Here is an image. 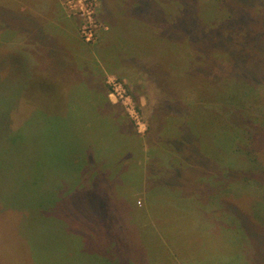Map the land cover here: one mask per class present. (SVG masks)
<instances>
[{"label":"rangeland","instance_id":"obj_1","mask_svg":"<svg viewBox=\"0 0 264 264\" xmlns=\"http://www.w3.org/2000/svg\"><path fill=\"white\" fill-rule=\"evenodd\" d=\"M0 264H264V0H0Z\"/></svg>","mask_w":264,"mask_h":264},{"label":"trees","instance_id":"obj_2","mask_svg":"<svg viewBox=\"0 0 264 264\" xmlns=\"http://www.w3.org/2000/svg\"><path fill=\"white\" fill-rule=\"evenodd\" d=\"M204 9H205V8H204ZM197 10H198V7H197ZM196 12L199 13V11H196ZM209 12H211V11H209V10L207 9V11L205 12V14H206V15H209ZM199 16H200V15H199ZM202 16H203V15H202ZM189 17H190L189 20H187V18H184V25H185V26H184L183 29H182V32H183V33H186V35H187V33L189 34V36H187L188 38H186V40L190 38V34L193 35L195 39H196L197 37H200V36L203 35V30H202V28H201V24L198 25L199 22L195 23V21H196L199 17H198V16H195V17L189 16ZM179 26H181V24H180ZM206 27L208 28L209 25H207ZM175 31L178 33V29H176ZM175 31H172V34H174ZM171 40H172V39H171ZM172 41H173V40H172ZM222 42H223V43H226V45H225V44H221V46L226 47V49L224 50L223 55L227 53V57H228L229 59L232 60L233 57H232L231 54H233V53L236 52V51H235V49L237 48V46H236V42H234V41H228V42H227L226 39H222ZM255 42H257V41H255ZM187 44H189V43H187ZM246 56H247V55H246ZM21 57H22V59L24 58V56H23L22 54H21ZM162 61H163V63L165 62L164 60H162ZM254 71H256V68H255V67H254ZM191 74H193L192 71H191ZM190 76H191V75H190ZM190 118H191V117H190ZM192 119H193L194 122L196 121V119H195L193 116H192ZM35 122H36V120H34V119H28L26 125L29 126V125H31V124H33V123H35ZM186 136H187V135H186ZM63 146H64V149L67 150V151H70V150L73 149V147H71V148L69 149L67 144H63ZM68 160H69V157L67 156V157H65V158H63V159H61V160H59V163H60L62 166L67 167V168L71 171L70 161H68ZM72 166H73V164H72ZM83 168H84V169H83ZM74 169H75V172H76V173H75L76 178H78L80 175H82V177H83L82 180H78V179H77V183H76V184H79V186L86 184V183L89 182V181L92 179V177H93V173H94L93 171H94V169L92 168L91 164L85 163L82 159L76 161V163L74 164ZM81 181H83V184L80 185V182H81ZM80 189H82V188H80ZM80 189L76 190L74 193L79 194Z\"/></svg>","mask_w":264,"mask_h":264},{"label":"built area","instance_id":"obj_3","mask_svg":"<svg viewBox=\"0 0 264 264\" xmlns=\"http://www.w3.org/2000/svg\"><path fill=\"white\" fill-rule=\"evenodd\" d=\"M116 85V84H114ZM114 92L111 94V99L112 100H120L123 104L130 106L131 105V98L130 97H125L123 94H121L118 90V88H113ZM114 98V99H113ZM134 107L132 108V106L129 109V113L133 112Z\"/></svg>","mask_w":264,"mask_h":264},{"label":"crops","instance_id":"obj_4","mask_svg":"<svg viewBox=\"0 0 264 264\" xmlns=\"http://www.w3.org/2000/svg\"><path fill=\"white\" fill-rule=\"evenodd\" d=\"M20 55H21V54H19V56H18V57H20ZM28 57H29V59H31V57H30V55H29V54H28Z\"/></svg>","mask_w":264,"mask_h":264},{"label":"bare ground","instance_id":"obj_5","mask_svg":"<svg viewBox=\"0 0 264 264\" xmlns=\"http://www.w3.org/2000/svg\"><path fill=\"white\" fill-rule=\"evenodd\" d=\"M133 10V9H132ZM135 15V14H134ZM133 122V121H132ZM134 124V123H133Z\"/></svg>","mask_w":264,"mask_h":264}]
</instances>
